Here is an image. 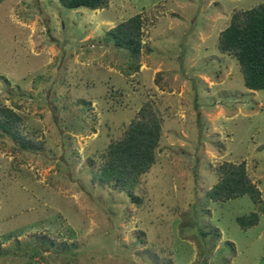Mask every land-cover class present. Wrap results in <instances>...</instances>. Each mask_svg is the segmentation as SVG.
Here are the masks:
<instances>
[{
  "label": "rangeland",
  "instance_id": "1",
  "mask_svg": "<svg viewBox=\"0 0 264 264\" xmlns=\"http://www.w3.org/2000/svg\"><path fill=\"white\" fill-rule=\"evenodd\" d=\"M262 2L1 0L0 105L40 147L0 131V264H264V89L217 49L231 12ZM135 14L126 75L132 59L106 32ZM145 101L161 135L131 198L94 176ZM225 161L245 163L258 202L208 198Z\"/></svg>",
  "mask_w": 264,
  "mask_h": 264
},
{
  "label": "trees",
  "instance_id": "2",
  "mask_svg": "<svg viewBox=\"0 0 264 264\" xmlns=\"http://www.w3.org/2000/svg\"><path fill=\"white\" fill-rule=\"evenodd\" d=\"M58 1L68 9L83 7L96 10L106 7L109 0ZM106 34L115 46L127 50L132 59L125 74L137 71L142 47L140 14L117 23ZM217 49L235 59L247 89H264V2L249 9L232 11L228 25L218 34ZM19 124L18 114L0 105V131L8 134L24 149L39 146V142L33 143L18 132ZM160 135L161 120L154 112L152 102L145 101L135 117L124 127L122 135L107 144L94 178L111 187L122 190L127 187V194L134 198L131 188L153 164ZM216 173L217 181L206 192L210 200L222 202L243 195H247L255 203L260 200V190L249 177L243 161L222 162L217 166ZM236 221L240 228L246 229L257 223L258 215L251 212L237 217Z\"/></svg>",
  "mask_w": 264,
  "mask_h": 264
}]
</instances>
